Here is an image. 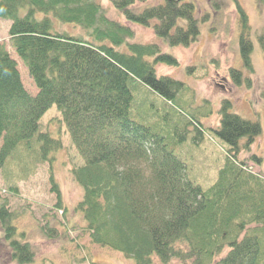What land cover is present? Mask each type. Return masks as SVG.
<instances>
[{
  "label": "trees",
  "instance_id": "trees-1",
  "mask_svg": "<svg viewBox=\"0 0 264 264\" xmlns=\"http://www.w3.org/2000/svg\"><path fill=\"white\" fill-rule=\"evenodd\" d=\"M233 1L240 55L253 72L248 17ZM111 2L123 22L109 18L96 0H0V19L10 21V46L37 89L34 95L25 89L17 61L0 42V168L15 161L19 151L52 169V154L63 144L40 119L55 105L82 160L71 169L83 190L74 210L81 213L92 243L133 264H264V177L227 156L215 182L203 189L186 176L183 160L163 138L132 115L133 90L145 88L171 99L183 82L157 76L158 62L176 65L177 59L157 42L132 41L129 24L152 27L170 46H187L207 16H198L194 0ZM63 24L81 32L59 29ZM258 41L264 60V26ZM230 73L239 83L242 72ZM230 106L223 100L215 132L230 145L243 137L250 144L261 132L259 123L229 111ZM49 181L60 208L52 170ZM17 188L13 184L9 190ZM1 198L3 247L10 260L31 263L30 243L16 238L17 213ZM55 230L44 231L52 237Z\"/></svg>",
  "mask_w": 264,
  "mask_h": 264
},
{
  "label": "rangeland",
  "instance_id": "rangeland-1",
  "mask_svg": "<svg viewBox=\"0 0 264 264\" xmlns=\"http://www.w3.org/2000/svg\"><path fill=\"white\" fill-rule=\"evenodd\" d=\"M96 1L104 7L109 18L123 22L122 14L111 0ZM238 2L250 25L253 72L247 70L240 55V26L233 0H194L198 16L207 17L200 20L199 35L187 46H170L157 38L152 27L129 24L134 31L132 41L157 42L162 52L177 59L176 65L158 62L155 65L157 76L167 75L183 82V88L171 99L145 88L133 90L132 115L163 138L166 148L183 160L186 176L203 189L215 182L227 156L242 160L247 170L264 177V60L258 41L264 26V4L259 0ZM9 25V20L0 19V42L17 61L25 89L34 95L37 89L10 46ZM59 29L73 34L81 32L67 24ZM231 69L242 72L239 83L232 79ZM223 100L230 101L229 111L259 123L261 132L250 144L243 137L237 146L230 145L215 132ZM59 120L60 112L55 105L40 119L43 128L59 137L63 144L52 154V169L47 162L23 157L19 151L15 161L0 168L1 199L8 202L12 213H17L13 221L16 238L30 243L34 251L33 262L26 264H133L132 259L121 253L92 243L83 231L82 215L74 210L83 190L71 173L82 160ZM50 170L61 194L60 208L55 206L57 196L51 190ZM13 184L18 186L14 193L9 190ZM48 226L55 228L57 235L49 237L44 231ZM3 236L4 227L0 222V264H19L10 260L8 248L3 247L6 244ZM154 262L159 264L157 260Z\"/></svg>",
  "mask_w": 264,
  "mask_h": 264
}]
</instances>
